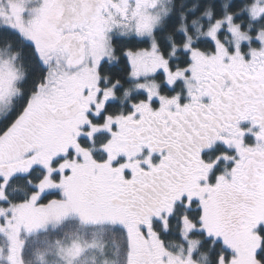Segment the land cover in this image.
Here are the masks:
<instances>
[{"label": "snow or ice", "instance_id": "1", "mask_svg": "<svg viewBox=\"0 0 264 264\" xmlns=\"http://www.w3.org/2000/svg\"><path fill=\"white\" fill-rule=\"evenodd\" d=\"M0 264H264V0H0Z\"/></svg>", "mask_w": 264, "mask_h": 264}]
</instances>
